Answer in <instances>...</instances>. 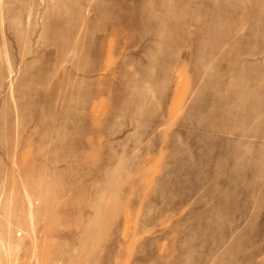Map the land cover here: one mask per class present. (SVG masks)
I'll list each match as a JSON object with an SVG mask.
<instances>
[{
    "label": "rangeland",
    "instance_id": "rangeland-1",
    "mask_svg": "<svg viewBox=\"0 0 264 264\" xmlns=\"http://www.w3.org/2000/svg\"><path fill=\"white\" fill-rule=\"evenodd\" d=\"M0 264H264V0H0Z\"/></svg>",
    "mask_w": 264,
    "mask_h": 264
}]
</instances>
